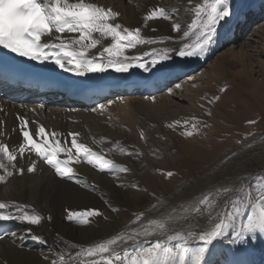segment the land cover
<instances>
[{
  "label": "bare ground",
  "instance_id": "bare-ground-1",
  "mask_svg": "<svg viewBox=\"0 0 264 264\" xmlns=\"http://www.w3.org/2000/svg\"><path fill=\"white\" fill-rule=\"evenodd\" d=\"M186 1V5H183L184 0H87V2L94 3L98 7L118 12L119 15L112 21L113 23H119L129 29L140 27L141 35L145 38H155L158 41L163 38L165 43H168L170 36L182 42L192 40L189 39V36L198 29V25L192 23L196 19L195 6L211 3V0H191V4L188 0ZM230 3L233 6L232 16L227 23H223L218 28L213 42L202 56L173 57L162 65H158L157 69L150 73L138 68H133L128 73H116L112 70L103 73H90L99 78L117 79L114 84L137 80L146 81L168 75L172 77L180 69L190 70L194 66L204 65L215 53L212 61L206 64L202 72L206 73L207 80L203 84L202 82L194 83L195 87L193 89L186 88V85L182 89L185 81L188 82V78L196 77L198 79L197 74L191 73L189 76H186V74L183 78L177 76V80L171 79L169 84L158 93L151 95L138 93L130 95L114 94L89 107H68L63 110L59 103L51 104L50 102L44 107L35 106L33 111H30L28 109H17L15 106L1 100L0 105L4 107V110L0 111V122H2L0 123V133H3V135H0V143L7 144L10 149L15 147L19 162L18 166H23L25 173L20 176L15 174V170L9 168L14 172V175L9 177L6 182H0V201H18L29 205V210L34 209L44 219L39 226H30L15 221L0 222V264H51L53 259L59 262L58 254H67L65 255L66 264H102L103 258L112 254L105 253L102 256L88 257L82 250L122 233H130L133 229L143 231L145 227L149 226L148 221L152 219L169 218L170 226L183 231L185 235L188 231L198 234L200 231L212 227L213 222H219V215L227 210L224 199L215 197L216 189L222 186L230 187L232 191L225 197L230 200H239L240 197L248 193L249 185L254 186L250 195L254 196L257 191H264V136L257 140L249 137L237 147L221 153L212 160L210 159V162H208V158L213 153V149L211 148L208 153L203 150V146L211 147L210 144H207L210 135L208 136L206 131L202 133L203 125L199 121L200 119H214L213 106L217 101L209 103V100L213 99L214 91H216L214 90L215 87L220 85L222 87L226 83L234 88L237 84V87H235L239 88L241 90L239 92H242L245 96L247 83H261L254 78L255 58L248 55L249 49L247 50L244 44H238L241 39V32L237 31L235 33V29L236 27H239V29L242 27L241 30L244 31L246 29L244 27L246 18L257 16V13L264 9V0H230ZM155 7H164L168 10L172 19L158 18L149 21L147 26H144V15ZM176 21L181 22L183 31L188 33L187 36L183 35V31L180 32L179 36L172 32L171 24ZM258 22L260 21L258 20L252 25L256 24L255 28L264 32V20L259 24ZM153 28L156 29L155 32L151 30ZM259 37L260 39L264 38ZM45 39L47 40V38ZM194 42L196 43V40ZM259 42L261 43V41ZM109 43L110 38L102 39L101 46H98L92 52L100 51L102 46ZM164 46L160 43L141 45L129 54L137 55L140 51H148L153 47L162 48ZM227 55L234 59L237 58L242 63H240L241 67H238L239 69L230 73L229 78L223 77L225 75H218L214 68V64L219 60H226ZM256 64L260 68L259 70L264 69V60H258ZM242 72L246 74V77L243 78L245 81L238 78V75L241 76ZM176 85H179V87H176ZM188 87H191L190 84ZM191 90L195 91V94ZM239 94L242 96L241 93ZM153 97L155 102H153ZM244 100L242 98L238 103L241 104ZM219 102L216 104L224 109L229 103L228 101L224 103L220 99ZM100 105L105 106L103 112L99 109ZM259 105L261 114L264 115V97L260 99ZM93 109H96V111H93ZM166 112L173 119L177 118L176 120L182 122L190 120L189 130H191V124L197 126L193 136L187 137L189 149L186 148V155L181 154L175 157L174 154H171V150L173 151L180 142L179 135L176 132L184 133L185 129L183 127L170 129L163 126V120L170 119V117L166 118L164 116ZM18 116L30 122L29 128L33 132L38 126L43 125L49 133L53 131L62 133L63 135L58 138L62 141L63 146L70 147V137L68 138V144L64 145V138L67 137L69 132H78L80 133L78 137L80 143L104 155L106 159H111L116 164L128 167L130 171L128 173H118L114 170L101 172L97 167L88 165L83 160L79 163L72 162L69 166L74 169L81 180V183L76 184L57 177L55 170L36 157L34 153L30 154L28 159H20L18 148L23 138L18 128L20 125ZM147 118L150 119V122H155L156 126L152 127L151 123H147ZM140 122L143 126L145 124L147 127H151L154 135L150 132L144 136V139H141L140 129L143 127L140 128ZM248 126L256 132L257 129L264 130V120L261 125ZM209 128H212V126ZM197 146L199 147L198 153L192 155V151ZM121 149H123V152ZM129 152H135L138 155L129 156ZM74 153L75 150L73 149ZM152 155L161 157L162 162L160 163L165 164V166H170L171 162L177 163L178 161L181 167L179 172L184 180L180 183L176 180L173 181L171 188H166L164 191L159 190V192H156L155 197L151 198L145 191H150L149 182L153 185L159 180L156 175L148 172L149 168L154 167L153 164L157 163ZM60 158L66 159L67 157L61 154ZM31 160L37 161L36 171L27 173L26 168ZM197 162L200 164L203 162L208 163L194 170ZM173 168L171 167V170ZM2 174L3 170H0V175ZM134 185L138 187H134ZM233 185L236 187H233ZM241 185L244 191L240 190ZM209 193H212V197L217 201V207L214 209L212 218H209L206 212L203 215L195 211L188 212L179 203L183 199L195 196L201 195L203 198L204 195ZM197 207H199V204ZM66 209L72 211L99 209L102 215L91 217L92 222L88 225H79L65 219ZM139 214L143 215L137 221L136 215ZM174 214H178L179 218L171 221L170 219ZM49 215L52 217L51 221L47 219ZM245 219L246 216L240 218L241 222ZM29 228H32L35 234L42 235L47 243L41 244L32 240L27 235ZM12 232L17 235L13 236ZM170 234L175 233L172 231L163 236L158 235L149 239L141 237L140 239L145 244L150 239H161L166 242L167 235ZM230 238L229 234L214 242L206 253L207 264H227L232 260L241 264H264V237L260 236L259 233H257L256 240H249L248 243L241 245L229 244L228 240ZM176 243L171 242L173 247ZM198 246L199 242L195 238L188 244L190 248ZM134 247L136 245L129 242L127 245L121 244L115 247V251L123 256L126 250H131ZM77 253L80 254L77 255Z\"/></svg>",
  "mask_w": 264,
  "mask_h": 264
},
{
  "label": "snow or ice",
  "instance_id": "snow-or-ice-1",
  "mask_svg": "<svg viewBox=\"0 0 264 264\" xmlns=\"http://www.w3.org/2000/svg\"><path fill=\"white\" fill-rule=\"evenodd\" d=\"M188 2L191 4V0ZM194 12L196 19L192 23L199 26V35L196 43L191 45L177 41L171 36L168 38V43H165L163 38L159 41L155 38H145L141 35L140 27L129 29L119 23H113L112 21L119 15L118 12L98 7L87 0H0V49L41 64L53 63L61 70L81 77L108 70L128 73L133 68L150 73L157 69L158 65H162L173 57L202 56L213 42L218 28L223 23H227L233 14L230 0H211L208 4H197ZM158 18L172 19L164 7H155L144 15V26H147L149 21ZM151 30L156 31L155 28ZM171 30L179 36L183 31V25L179 21L173 22ZM183 35L187 36L188 33L183 31ZM42 38H47V40H42ZM109 38V44L102 46L98 52H92L101 46L102 39ZM157 43L165 46L140 51L137 55L129 54L132 50L138 49V46ZM152 99L155 102V98ZM219 99V96H215L209 100V103ZM99 109L103 112L105 106L100 105ZM17 118L20 119V134L23 138L18 148L19 158L28 159L30 154L34 153L36 157L55 170L57 177L76 184L81 183L79 175L69 166L70 163H79L81 160L97 167L101 172L114 170L118 173H128L130 171L128 167L116 164L80 143L78 132H69L64 138V145H67L68 138H71L70 147L62 146L58 138L63 135L62 133L55 131L49 133L43 125L38 126L33 132L29 128L30 122L27 119L19 116ZM190 123V120L183 122L174 120L167 124V127L170 129L183 127L185 129L183 134L191 137L197 126L191 124V130H189ZM249 123H254V121ZM144 138V134L141 133V139ZM121 151L123 152V149ZM61 154L67 158L61 159ZM128 155L135 156L138 153L129 152ZM18 163L15 147L10 149L7 144L0 143V170H3L0 182H6L14 175L9 168L15 170L17 175H24L25 168L18 166ZM36 167L37 161L31 160L26 168L27 173H34ZM167 175L171 176L172 173L169 172ZM134 187L138 186L134 185ZM233 187L236 186L233 185ZM253 187L249 185L248 193L239 200L225 198L232 191L228 186L216 189L215 197L224 199L227 210L219 215V222H213L212 227L198 234L188 231L185 235L183 231L170 226L169 218L152 219L148 221L149 226L143 231L133 229L130 233H122L82 251L88 257L102 256L105 253L112 254L104 257L102 264H207L206 253L214 242L226 235L230 234L231 237L228 243L236 245L256 240L257 233L264 237V191H257L254 196L250 195ZM240 190L244 191L242 185ZM198 204L199 207H195L193 211L201 215L206 212L209 218H212L214 209L217 207V201L212 197V193L204 195ZM29 209V205L18 201H0V222L15 221L30 226L41 225L44 217L34 209ZM65 211L67 213L65 219L79 225H88L92 222L91 217L102 215L99 209L83 211L66 209ZM142 215H136V220L139 221ZM244 216L246 219L241 222L240 218ZM47 219L51 221L52 217L49 215ZM172 231L175 234L167 235L166 242L161 239H150L145 244L140 239L141 237L149 239L158 235L163 236ZM12 235L17 234L12 232ZM27 235L41 244L47 243V240L42 235L35 234L32 228L27 230ZM193 238L199 242V246L190 248L188 244ZM129 242L136 247L126 250L123 256L115 251V247L121 244L127 245ZM171 242L177 243L173 247ZM58 255L59 262L53 259L51 264H66L65 255L67 254Z\"/></svg>",
  "mask_w": 264,
  "mask_h": 264
},
{
  "label": "rangeland",
  "instance_id": "rangeland-1",
  "mask_svg": "<svg viewBox=\"0 0 264 264\" xmlns=\"http://www.w3.org/2000/svg\"><path fill=\"white\" fill-rule=\"evenodd\" d=\"M186 3H187L186 0H184V2H182L183 5H186ZM231 9H233V6L232 5H231ZM258 20L260 21V22H258V24L261 23L262 20H264V9L260 10L258 12L257 16H255L253 18V20H252V18L251 19L250 18L249 19H246L247 22L245 21V23H244V27H246V29L244 31L241 30V29H243L242 27H241V29H239V27H236L235 33L237 31L238 32L239 31L241 32V34H240L241 39L238 41V44H244V46L246 47V49L247 50L249 49L248 50V55L251 58H255V62H254V65H255L254 78L257 81L261 82V83H259V84L258 83L257 84H255V83L254 84L247 83V90H246V95L245 96H244V94L242 92H239V91H241L239 88H236L237 87V84L235 85L236 87L234 86V88L231 87L232 85L229 86L226 83L223 84L222 87H220L221 86L220 85L219 86L220 88L219 87H215L214 90H216V91H214L213 97L219 96L220 97V101L223 100L224 103H226L228 101L229 103L226 106V109H224V108H222V106L220 107L219 104H216L217 102L220 103L219 100H216L217 102L214 101V103L216 102L214 104V106H213L214 119H212V120H209V119L208 120H206V119H200V121H199L203 125V127L201 129L202 130V133L204 131H206L207 134H208V136L210 135L209 140L207 141V144H210L211 147L209 148V147H206V146L201 145V146H203V150L206 153L210 152L211 148L213 149V153L211 154L210 158H208L209 159L208 162H210V159L212 160L213 158H216V156L220 155L221 153L226 152L227 150H230L232 148L237 147L241 142L245 141L246 139H249V137L257 140L261 136H264V130H262V129H259L258 130L257 129V132H256V131H253L251 129V127L249 128V126H248V125H253L255 127L257 125H261L263 123V120H264V115L261 114L260 105H259L260 99L262 97H264V85H263L264 84V69H262V71L259 70L260 68H258L257 67V64H256L258 60L259 61L260 60H264V55H263L264 54V42H263L264 41V38H262L263 39L262 40L259 37V36L264 37V32H262L261 29H256L255 28V25L256 24L255 25H252V24L255 23V21H258ZM242 26H243V24H242ZM197 28H198L197 31L195 30L189 36V39H192L193 41L192 40H189V41L186 40V41H184L185 43L188 42L189 44L193 45L195 43L194 41L195 40L197 41V37L199 35V26ZM245 31H247V32L245 33ZM257 31H259L260 33L257 32ZM259 41H261V43ZM254 51H256V52L254 53ZM214 55H215V53L213 54V56H211L208 59V61L204 65L198 66L194 71L191 72L193 74H197L196 76H197L198 79H196V77H190L191 79L188 78V82H186L187 80L185 81L184 87H182V89H184L186 86H187L186 88L193 89L195 87L194 86L195 85L194 83H197V82H200V83L202 82V84H203V82L205 83V81L207 80V75L205 76L206 73L204 74L202 72L204 70V67H206V64L208 62L212 61V58L214 57ZM256 55H257V57H256ZM227 56L225 57L226 60H224V61H222V60L220 61L219 60L220 62L217 61L214 64L215 65L214 68L217 71L218 75L219 74H220V76L221 75H225L223 77L229 78L230 77L229 76L230 73L235 72V70H237V69H239L241 67V65H240L241 62L237 58L234 59V58H231L230 56H228V57ZM229 58H231V59H229ZM236 59L238 60V63H237V60ZM224 63L227 64L226 65V66H228L227 68L225 67V64ZM207 69H206V72H207ZM191 73L187 74L186 76L191 75ZM245 77H246L245 72H242L241 76L238 75V78L241 79V80H244L243 78H245ZM189 84H190V86L192 88L191 87H188ZM249 86L252 87L253 89L250 88ZM254 87H255V89H254ZM220 89H224V91H220ZM249 91H251L252 93L249 92ZM256 91H257V94H256ZM222 92H224V93H222ZM192 93L195 94V91L194 92L192 91ZM239 93H241L242 96ZM193 96H190V97H193ZM222 97H224V98L222 99ZM254 97H256V98H254ZM242 98H244L245 100L243 102H241V104H239L238 102ZM256 99H258V100H256ZM250 103H252V104H250ZM253 103H254L255 106L253 105ZM167 113L168 112H166V114ZM166 114L164 115V116H166V118H169L171 116L170 114H169V116H168V114L167 115ZM138 117L141 118L139 115H138ZM176 119L177 118L173 119L172 117H170V119H168V120L164 119L163 120L164 122H163L162 125L165 126V127H167V124L172 123ZM249 120L250 121H254V123H249L250 122ZM203 122L204 123L206 122V124H204ZM147 123H151L152 127H155L156 126L155 125V122H153V123L150 122V119L149 118H147ZM141 124L142 123L140 122V128L143 127L142 129H140L141 133L144 134V132H146L144 134V136H146V134L147 133H150V132H151L152 135H154L153 134V131H151V127H149V126L147 127V125H145V124H144V126H143V124L141 126ZM210 126H212V128H209ZM144 130H146V131H144ZM228 130H230V131H228ZM176 133L179 135L180 142L177 145V147H175V149L173 151L171 150V154H174L175 157L180 156L181 154L184 155L186 153V148L189 149V145L187 143V140H188L187 137L188 136L184 135L183 133H179V132H176ZM156 135H157V133H156ZM198 148L199 147L197 146L196 147L197 150L194 149L191 154L193 155V154L198 153V151H199ZM214 152H216V153H214ZM155 156L156 155H152V157L157 161V163L156 164H153L154 167H150L149 170H148V172L150 174L156 175L159 180H157L156 181L157 183H155L153 185H151L150 182H149L150 191H145L146 194L149 197H151V198L152 197H155L156 192H159V190L164 191L166 188H171L173 186V181L176 180V182L178 181L180 183V182H183V180H184V177L179 172V170H180L181 167H180V165H179L180 163L178 161H177V163L171 162V165L170 166L169 165H166L165 166V164L160 163V162H162L161 159H160L161 157H155ZM208 162H203L202 164H200L199 162H197L196 165L194 166V170H195V168H198V167L201 168L203 165L207 164ZM171 167H174L175 169L173 168L171 170ZM183 169H185V168H183ZM169 172L172 173L171 176L167 175V173H169ZM178 174H179V176H178ZM200 199H202V196L201 195L200 196H195V197L183 199V200L179 201V203L182 204V208L184 210H187L188 212H191V211H193V209L195 207H197L198 201ZM178 218H179V215L178 214H174L171 217L170 220L171 221H175Z\"/></svg>",
  "mask_w": 264,
  "mask_h": 264
}]
</instances>
